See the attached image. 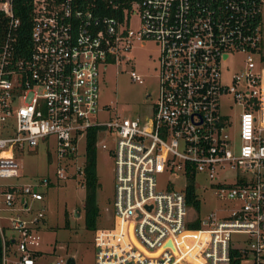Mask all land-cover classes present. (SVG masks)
Returning <instances> with one entry per match:
<instances>
[{"label":"built area","instance_id":"built-area-1","mask_svg":"<svg viewBox=\"0 0 264 264\" xmlns=\"http://www.w3.org/2000/svg\"><path fill=\"white\" fill-rule=\"evenodd\" d=\"M106 1L111 16L94 0H32L24 58L15 56L20 22L12 2L0 0L8 19L0 47L2 264H37L44 210L29 214L52 184L49 177L11 183L21 177L17 156L54 138V179L66 180L61 161L75 164L76 144L92 129L113 158L114 178L112 226L94 231V264H264V0ZM149 42L159 52L150 116L98 121L100 109H109L98 105L100 68L130 64L132 47ZM235 53L245 54L244 67L227 84L223 64ZM130 78L142 84L134 71ZM225 96L241 108L236 138L220 112ZM161 172L186 184L190 175L195 184L204 176L230 209L198 216L186 184L157 190ZM219 172L233 182L218 180Z\"/></svg>","mask_w":264,"mask_h":264},{"label":"rangeland","instance_id":"rangeland-1","mask_svg":"<svg viewBox=\"0 0 264 264\" xmlns=\"http://www.w3.org/2000/svg\"><path fill=\"white\" fill-rule=\"evenodd\" d=\"M130 26L132 29L137 27L135 18ZM158 55V48L154 43H137L127 54L132 60L130 64L118 67L110 65L104 70L100 68L98 105L100 108L106 106L109 109H100L95 116L98 121H107L114 115L142 119L150 116L152 102L157 96ZM244 59L245 54L235 53L224 62L223 76L227 84L230 83L232 74L243 70ZM254 61L258 66L255 56ZM131 71L142 79V84L132 82ZM220 112L226 114L233 124L230 135L236 138L241 108L233 104L230 96H225L220 99ZM48 144L51 147H48ZM54 144L55 139L50 138L48 142H41L34 151L20 153L17 158L21 166V177L11 182L23 185L28 183L29 179L42 177H49L52 181L44 191L43 203H33L32 212L29 214L32 218L39 209L44 210V220L39 222L41 243L37 247L40 251L37 264H53L56 259H62L66 264L69 258H73L74 264H94V231L88 229L85 224L83 176L77 173V168L82 167L85 160V139L80 138L76 144L75 164L69 160L61 161V167H66L64 172L67 178L59 182L54 179L57 164L56 151L52 146ZM105 145L111 149L113 137H106ZM96 166L99 182L97 204L100 209L96 229H105L112 226L113 158L99 145H96ZM217 178L233 182L231 174L227 172H219ZM156 183L157 190L165 191L170 184L180 190L184 188L186 181L180 175L176 178L168 172H161L156 175ZM195 188L201 202L198 216L205 217L210 212L220 216L230 209L223 210L226 203L216 197L214 188L209 186L204 176L198 175ZM3 215L9 216L10 213L3 212ZM7 235L11 236L10 233Z\"/></svg>","mask_w":264,"mask_h":264},{"label":"trees","instance_id":"trees-1","mask_svg":"<svg viewBox=\"0 0 264 264\" xmlns=\"http://www.w3.org/2000/svg\"><path fill=\"white\" fill-rule=\"evenodd\" d=\"M129 2L131 0H124ZM12 10L17 19H19L20 26L16 36V57L28 56L30 47V31L32 25V0H11ZM94 4L98 11L107 16L113 15L108 2L106 0H94ZM8 25V19L0 12V47L5 38ZM96 145H97V131L92 129L87 134L85 142V160L82 168L83 172V187L85 189V224L90 230H96V221L100 215V209L97 204V190L99 188L97 166H96ZM196 184L194 175L188 176L187 184L185 186V198L187 204L194 210L199 212L201 202L196 194ZM191 229H197L199 222L195 221L189 225ZM5 245L11 249L13 240L5 242ZM2 238L0 235V264H2ZM40 255V252L36 254Z\"/></svg>","mask_w":264,"mask_h":264},{"label":"crops","instance_id":"crops-1","mask_svg":"<svg viewBox=\"0 0 264 264\" xmlns=\"http://www.w3.org/2000/svg\"><path fill=\"white\" fill-rule=\"evenodd\" d=\"M11 214H12V215H14V214H18V215H21V216H23V217H24V216H27L26 214H24V213H19V212H13V213H11ZM9 236H10V235H9ZM10 237H11V236H10ZM12 249H14V248L11 247L10 250H11V251H14V250H12ZM39 252H40V251H39ZM10 259H12V256L10 257Z\"/></svg>","mask_w":264,"mask_h":264},{"label":"water","instance_id":"water-1","mask_svg":"<svg viewBox=\"0 0 264 264\" xmlns=\"http://www.w3.org/2000/svg\"><path fill=\"white\" fill-rule=\"evenodd\" d=\"M66 264H74V260H73V258H69V259L66 261Z\"/></svg>","mask_w":264,"mask_h":264}]
</instances>
